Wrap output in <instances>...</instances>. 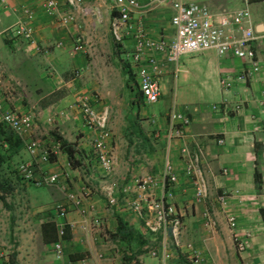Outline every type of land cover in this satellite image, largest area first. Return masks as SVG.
I'll return each instance as SVG.
<instances>
[{"label": "crops", "instance_id": "crops-1", "mask_svg": "<svg viewBox=\"0 0 264 264\" xmlns=\"http://www.w3.org/2000/svg\"><path fill=\"white\" fill-rule=\"evenodd\" d=\"M180 1L203 5L215 15L228 14L243 7V0ZM83 3L100 9V23L93 17L74 13L73 23L61 26L58 18L68 11L61 1L55 13L48 14L41 7V0H0L2 105L4 109L18 113L34 114L33 126L23 139H19L21 144L11 155V161L16 166L27 161L25 139L34 138L39 141L41 149L47 145L53 153V160H49L48 164L35 161V177L53 172L58 174L56 184L36 187L46 189L50 205L46 210L33 208L35 214L27 217L37 234L31 239L32 234L26 224L24 240L15 249L17 256L13 263L124 264L125 244L113 237L117 221L125 223L144 240L147 232L142 222L127 210L118 192V205L108 206L104 189L112 181L119 187L138 175L159 176L167 159L177 178L167 202L180 218L181 245H190L209 264H264V221L261 217V213L264 217V62L260 61V54L264 51V0H249L247 5L256 36L253 49L255 59H259L260 70L247 77L245 83H239L236 77L249 70L246 60L230 55L217 56L207 50L181 55L174 66L158 55L161 64L159 98L163 97L162 90L167 88L173 69L182 83L190 82L192 100H186V93L182 91L178 97L181 102L179 106L176 109L171 106L157 117L140 110L143 102L133 76L134 70L124 56L131 49L132 40L125 38L121 45H117L109 34L112 0H83ZM139 4L145 5V12L141 9V13L133 14L131 21L140 19L149 38L164 34L170 40L173 33L169 25L170 9L166 6L148 9V0H139ZM25 11L30 13V18H27ZM18 24L32 29L29 40L10 32ZM102 27L107 30H101ZM105 37L115 45L123 70L127 71L134 83V86L130 85L132 91L128 100L136 103L138 110L126 118L141 124L139 128L135 127L133 134L142 136L140 155L129 154L132 157L129 168L126 163H121L117 152L112 153L117 149L119 137L114 128L108 126L105 148L113 161L110 178L102 176L96 162L93 145L96 133L82 125L75 106L76 100L88 95L89 90L108 92L106 87L102 89L95 81L105 69L95 56V52L108 49L104 46ZM112 53L109 52V59ZM92 76L93 81H90ZM220 79L230 81V87L221 89ZM109 86L112 88V85ZM213 105L218 107L212 109ZM171 109L186 116L189 124L183 130L182 137L167 141V113ZM48 127H53V130L47 132ZM53 134L64 139L74 150V166H70L66 156L58 150ZM217 139L222 143L217 144ZM196 147L202 149L200 168L208 190L207 197L198 201L194 197L191 180L185 175V160L180 157L182 149L191 151ZM222 169L225 171L223 174ZM20 182L28 184L27 187H35L23 178ZM220 191L227 193V210L236 218L234 232L244 242L243 252L235 251L231 234L215 202L216 193ZM68 194L74 195L77 203L68 200ZM155 194H158V190ZM59 206L66 212L63 219L65 227L59 242L60 258H55L53 244L58 241L55 222ZM80 210H85L88 217L99 222L88 235L81 229ZM205 212L214 222L213 229L204 226ZM7 215L0 204V225H4ZM43 224L51 226L46 228V231L49 229L48 233L43 232ZM152 239L148 241L149 246ZM154 248L157 257L153 258H159L158 244ZM167 252L169 257L166 264H181L184 261L182 251L172 250L170 243ZM141 255L136 260L142 258ZM142 259L139 263L144 264Z\"/></svg>", "mask_w": 264, "mask_h": 264}, {"label": "built area", "instance_id": "built-area-1", "mask_svg": "<svg viewBox=\"0 0 264 264\" xmlns=\"http://www.w3.org/2000/svg\"><path fill=\"white\" fill-rule=\"evenodd\" d=\"M41 1V7L48 14L55 13L60 1L67 6L68 11L58 18L61 26L72 24L74 13L84 17H93L97 23L101 22L100 9L96 6L85 5L83 0ZM248 1L243 0V7L233 12L215 15L200 4L184 3L180 0H148L146 5L148 9L152 10L160 6H166L170 9L169 25L173 33L172 38L168 40L164 34H159L156 38L147 37L142 21L140 19L135 22L131 21L133 14L139 13L141 9L142 11L144 9L143 12H145V5L140 6L139 0H112V15L109 20L108 31L112 41L117 45H121L125 38L132 40V47L124 56L134 70L133 76L143 104H153L158 101L160 96L158 77L161 73V64L158 55L163 56L167 63L174 66L181 55L207 50L213 51L217 56L230 55L239 60H246L249 63V70L246 74H239L236 77L235 80L239 83H245L247 77L258 72L260 70L259 59H255L253 49L256 36L247 7ZM25 14L27 18L31 17L28 11H25ZM10 32L29 40L32 29L18 24ZM260 61L264 62V51L260 54ZM219 86L226 90L230 87V81L220 79ZM96 105V97L89 94L81 96L75 102L82 125L96 133L93 145L101 174L105 178H110L113 161L110 152L105 148V140L108 137V108L103 106L97 109ZM217 107V105H213L212 109ZM33 121L34 114L32 112L18 113L4 109L0 96V124L5 125L18 139H23L31 130ZM188 124L189 121L186 116L175 112L173 109L169 110L165 135L167 141L182 137L183 130ZM216 142L217 144L222 143L220 139H217ZM24 147L29 159L18 164V174L35 187L56 184L58 181L57 173H46L37 177L34 175L35 161L39 160L41 163L48 164L51 150L48 152V150L41 149L39 141L30 137L25 139ZM201 155L202 149L196 147L191 151L182 149L180 156L185 160V175L191 180L194 197L197 201L205 199L208 194L207 185L200 168ZM67 166L69 167L68 164ZM221 173H225L224 169L221 170ZM176 180V173L172 164L165 159L159 176L138 175L119 187L112 181L104 189L103 194L106 204L110 207L118 205L116 193L120 194L122 203L127 210L142 222L145 231L153 237L152 241H157L160 248L158 258L160 264H166L169 257L167 252L169 243L172 250H180L185 255L187 262L184 264H207L198 252L192 250L190 245L182 246L180 243V218L174 207L167 202ZM156 190H158L157 195L155 194ZM67 199L75 201L72 194H68ZM215 202L231 234L235 251L243 252L245 250L244 242L234 232L236 218L227 210V193L220 191L215 196ZM65 213L63 207H57L55 227L58 241L53 244L55 258H60L59 242L64 232L63 219ZM79 214L82 220L81 229L85 235H88L94 227L99 225V222L95 218L88 217L85 210H80ZM203 219L206 228H214V222L207 212L203 214ZM148 254L150 257H157L156 251H149Z\"/></svg>", "mask_w": 264, "mask_h": 264}, {"label": "rangeland", "instance_id": "rangeland-1", "mask_svg": "<svg viewBox=\"0 0 264 264\" xmlns=\"http://www.w3.org/2000/svg\"><path fill=\"white\" fill-rule=\"evenodd\" d=\"M102 29L107 30L105 27H102L101 30ZM103 42L104 46L108 47V49L95 52V56L97 57L98 61L105 67V69L100 73L99 77L95 78V81L100 85L102 89L103 87H106L108 92L107 94H105L100 93L98 90H89L88 93L89 95H93L96 97L97 109H100L103 106H106L108 108L107 128L108 126L114 128L119 137V142H117L116 144V151L111 152H117L119 154V158L122 159L121 163H126V165L130 168L129 161H131L130 159L132 157H130L129 154L133 152L136 153V156L140 155V139H142V136L140 134H133L135 127L139 128L141 124H137L136 121H132L131 119L129 120L126 118V116H129L132 112L138 110V106H136V103H130L128 100V95L131 94L132 91L131 86H134V83L132 82V80H130L131 76L127 73V71L123 70L122 62L119 60V54L116 52V47L111 39L105 37V40L103 39ZM111 51L113 53L111 55V59H109V52ZM171 73L172 74L168 79L167 88L165 87L166 89L162 90L163 97L159 98L158 101L153 104H143V106L140 107V110L142 112H147L157 117L159 114H162L171 106L176 109L177 106H179V103H181L179 102L180 98L178 97L182 91L186 93V100H192V88L190 86V82L188 81L186 83H182L180 77L173 73V69ZM93 78V76L90 77V81H93ZM109 84L112 85V88L109 86ZM213 101H216V99H214ZM51 130H53V127H48L47 132H51ZM109 130H111V128ZM145 141H147L146 137ZM120 144L121 146H119ZM44 149L50 152L49 146L45 145ZM51 156H53L52 153L49 155V158ZM70 165L74 166L75 162L71 163ZM12 185L13 189L10 191V193L4 195L5 206H3V208H5V211L8 213V215L6 216L4 225H0V262L2 264H14V258H16L17 256V252L15 251V249L19 247L24 240L23 235L26 233L24 229L27 228L26 224H28V230L32 234L31 239L36 236L37 232H35V227L33 230V227H31L33 224L31 225V220H28L27 218L30 217L33 213L35 214V212L32 211L33 208L36 209L38 207H41V209L46 210L50 205L48 199L49 195L47 194L45 188H36L33 186L27 187L28 184L25 185L24 182L12 183ZM29 192H31L32 196H29L31 195ZM219 193L220 192H217L216 195ZM34 196L35 199L33 198ZM41 214L43 213H39L38 215ZM156 244L157 241H152L150 246L148 245V243L141 246V251L143 252V254L140 257H142L143 259H140L143 260L144 264H160L158 258L148 257L149 251H156V249L154 248ZM140 259H137L138 264H141L139 263ZM182 259H184V261H182L181 264L187 262L186 258ZM203 259L206 262L205 258Z\"/></svg>", "mask_w": 264, "mask_h": 264}, {"label": "trees", "instance_id": "trees-1", "mask_svg": "<svg viewBox=\"0 0 264 264\" xmlns=\"http://www.w3.org/2000/svg\"><path fill=\"white\" fill-rule=\"evenodd\" d=\"M53 139L58 143V148L66 156L68 163L71 164L75 162L73 155L74 150L70 144L58 135L53 134ZM20 144V140L5 125L0 124V204L2 206H5L4 195L10 193L13 189L12 183L22 180V177L17 172L15 162L13 163V161H11V155L16 153ZM49 160L52 161L53 157L51 156ZM254 179L257 180L256 174H254ZM261 217L264 221L262 213ZM42 228L44 233H48L49 229L46 231V228H51V226L43 224ZM113 237L125 244V252H123L122 257L124 264H138L136 257L143 254L141 246L147 244L149 239L152 238L149 233H146L144 240L139 233H135L129 229L127 225L120 220L117 221V227L113 233Z\"/></svg>", "mask_w": 264, "mask_h": 264}]
</instances>
